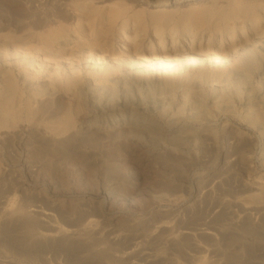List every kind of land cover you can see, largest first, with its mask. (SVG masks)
I'll return each mask as SVG.
<instances>
[{
    "label": "rangeland",
    "instance_id": "374dc122",
    "mask_svg": "<svg viewBox=\"0 0 264 264\" xmlns=\"http://www.w3.org/2000/svg\"><path fill=\"white\" fill-rule=\"evenodd\" d=\"M114 1L99 4L107 9ZM172 1L127 0L134 8ZM58 2L67 0H0V66H12L22 87L39 69L29 60L37 41L33 22L49 20ZM10 33L15 36L6 42ZM72 46L57 58L36 53L39 62L45 58L44 82L24 88L33 114L29 119L20 108L14 127L0 134V264H264V116L249 124L254 104L224 103L229 112L220 114L210 145L134 146L129 156L107 138L92 145L78 130L79 110L71 135H57L69 98L46 75L56 62L65 66ZM14 53L17 61L27 55V75L13 66ZM255 80L251 88L264 87V76ZM173 88L144 89V103L134 108L158 120L173 102L170 125L163 126L169 138L195 112L185 108L172 116L180 103L177 93L169 101ZM260 96L264 101V92Z\"/></svg>",
    "mask_w": 264,
    "mask_h": 264
},
{
    "label": "bare ground",
    "instance_id": "6f19581e",
    "mask_svg": "<svg viewBox=\"0 0 264 264\" xmlns=\"http://www.w3.org/2000/svg\"><path fill=\"white\" fill-rule=\"evenodd\" d=\"M101 1L58 2L51 5L49 20L33 22L36 49L33 48V59L28 55L33 66L37 63L39 69L44 67L45 58L39 62L35 57L39 50L40 54L47 51L46 56L57 58L61 48L73 43L63 55L65 66L56 62L55 69L47 70L46 75L48 83L58 85L69 98L55 134L70 136L75 128V111L79 110L83 117L78 130L87 134L92 145L107 138L110 145L124 147L130 156L134 146H181L194 140L199 145L212 144L209 134L218 131L216 122L220 114L228 111L226 102L254 104L248 116L251 126L263 119L264 101L260 95L264 87L250 86L264 76V0H173L152 8L148 3L134 8L127 0H116L107 9L99 4ZM149 26L152 32L147 30ZM13 36L4 34V40H13ZM124 39L131 47H126ZM52 46L58 48L51 49ZM113 50L120 52L117 57ZM26 57L24 53L17 61V55L13 59L18 65L12 62L24 76L29 70ZM5 67L0 66V134L14 127L20 108L31 118L32 96L25 94L24 88L42 80L39 69H33V82L22 87L12 66ZM229 82L234 84L231 90L225 86ZM163 84L174 87L169 101L176 93L180 97L179 109L172 116L185 108L195 110L194 117L189 115L191 120L183 122L178 134L170 138L167 136H171V130L163 126L170 125L168 115L174 109L173 102L158 120L134 110L144 103V89ZM244 86L248 89L246 95ZM248 93L249 99H245ZM257 103L262 104L260 108ZM171 138L174 140L169 141Z\"/></svg>",
    "mask_w": 264,
    "mask_h": 264
}]
</instances>
